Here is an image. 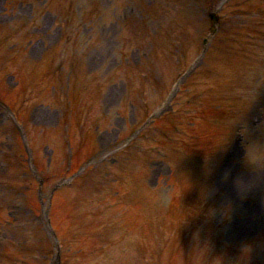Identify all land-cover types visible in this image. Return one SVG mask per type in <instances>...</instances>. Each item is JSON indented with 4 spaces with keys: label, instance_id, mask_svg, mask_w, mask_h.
I'll use <instances>...</instances> for the list:
<instances>
[{
    "label": "rangeland",
    "instance_id": "1",
    "mask_svg": "<svg viewBox=\"0 0 264 264\" xmlns=\"http://www.w3.org/2000/svg\"><path fill=\"white\" fill-rule=\"evenodd\" d=\"M2 1L3 0H0V4ZM59 1L64 3L66 8L62 20L61 17L58 16V20H61V22H54V16L48 13V8L52 5L54 0H14L12 6L9 4L6 5L11 14L9 16L8 13L3 15L1 12L0 14V25H3L7 21L8 25L14 26L8 27L10 30L7 33L0 31V72L3 73L4 66H6V63H9V56L6 52L16 48L15 51L20 55V59L15 60L12 65H17V67L13 68L17 69L18 78L23 81L22 84L26 89V95L28 96V102L30 104L29 112L34 110L29 114L31 115L29 116L31 124L33 120L35 124L33 126L41 125L45 128H59V131L62 130L63 138L61 134H57L54 143L49 140L45 141V143H50L51 146H47V149L44 150L47 160L52 153L55 157L59 155L57 161L59 163L58 167H63L64 169L65 166L64 154L60 152L62 149L64 150V144L68 143V129L71 126L67 121L65 122V120L67 117H75L74 113L69 110L67 106L69 100L68 93H70L72 103L78 105L74 110L79 112L80 123L83 122L89 114L87 113L88 110H83L84 107H88V105H83L86 100L91 104L96 100L99 103L97 107L100 111H103L105 108L104 106L108 105V107L104 109L105 114L103 115V119L101 117L100 122H98L95 127V140L97 142V148L102 150L101 156L109 154L110 152L108 151L110 147L114 146L118 139L122 140L125 136L128 138V141H131L135 145L136 143L139 145L137 146L138 150L143 149V140L140 139L143 130L135 126L140 125L144 121L145 115L150 110L156 105L163 104V101L164 105L162 108L158 109V115L178 110L179 106L185 109L193 107L195 106L196 99L198 100L201 95L205 94L203 90L213 85L215 87L218 82L236 81L240 79L244 86H249L246 91L250 92V94L245 96V99L257 105L260 103L264 105V96L263 93H260L264 88V44L258 45V47L252 51L249 58H244L243 56L234 54L230 42H227L224 47H219L213 52L206 66L207 72L205 74L201 76L192 75L183 79L182 84L188 88L187 91L183 92L180 96V91L178 89L174 96L169 97V100L168 97H165L166 89L171 85V79L185 67V54L190 57L195 53L198 45V36L200 35L199 44H201L202 37L207 34L210 28L207 16L209 10L207 6L199 8L192 7L185 17L171 19L163 16L161 9L155 6H152V11L149 14L148 9L143 12L145 5H147V3H144L138 7L136 12L137 17L135 18V14L130 18L127 27L123 28L121 25H116L121 21L122 13L126 12L124 9H126L128 4L129 6L134 4L135 0ZM70 1L74 4L72 15H70V10L68 9ZM225 4L226 3L222 0L215 4L214 8L221 9ZM93 12H98V14L94 15ZM146 14L148 15L145 17L144 23L148 24L149 27L146 28L143 25L145 30L136 32L138 27L142 25L137 20L140 18L143 20V15ZM236 16V14L228 12L224 22H230L234 20L232 18ZM99 18H101V21ZM134 18L135 20H133ZM196 20L198 23L195 22ZM100 22L101 25H107L99 27ZM109 22H112L114 25H111L112 23ZM203 24H205V26H202ZM107 27L111 28L105 29ZM116 35H119L120 40L124 41L131 50V58H127L129 59L128 65L125 58L116 59L111 54V46L114 43ZM144 36H147L149 42L144 39ZM151 36H154L153 44L151 42ZM7 38L8 45H6ZM229 39L230 41L233 40V38ZM73 41L76 42L74 47L76 49H82L83 52V56L79 55L77 57L78 60L75 61L77 64L81 65L82 63L88 71L92 70V73L101 72L103 74H108V76L115 72L117 73L118 68H120V71L125 74L127 73L128 77L126 79L129 87L130 85H135L134 90L125 93V88L121 82L118 84L120 78H118L117 75L111 78L109 81L110 84H104L101 89V92L104 90L109 92L114 89L118 95L115 100H106V91L98 97L95 94L92 95L94 93L93 85L95 80H93L91 76H87L84 82L79 81V78H69V85H67L66 80L56 77L57 83L60 85L56 83L54 95L51 94V90L46 95L43 94V92H35L36 88H32V75L40 70V66H42V68H47L49 66V56L54 54L59 55L60 53L63 54L64 44L69 45ZM123 47V45L120 46V48ZM114 48H117L115 43ZM240 49L241 51H245V48ZM162 64L164 65V70L160 71ZM9 79L12 80L14 85L16 84L17 80L14 77L10 76ZM74 85L77 86V90L72 91L71 88ZM87 87L88 90L86 89ZM72 94H76L75 98L72 97ZM89 96H93V99L88 98ZM131 99H134V105L129 104L127 107L124 106V102ZM122 102L123 104L121 105ZM49 103L51 104L50 106L47 105ZM71 107L73 108V105H71ZM252 107L253 106L250 105L245 106L247 112L238 119L235 126L248 125L251 122L250 113ZM98 108L96 111H99ZM179 110H181L182 113H186V110ZM38 113L43 114V119L38 117ZM5 117L6 115L3 110H0V126L3 128H5V125H11L9 123L10 121ZM135 118L137 119L135 120ZM72 123L76 126L77 122L73 120ZM95 123L96 121H84V125H93ZM154 132L155 131H151L147 136L152 137ZM38 134H41V132L37 133V135ZM2 137L7 145L8 155L15 154L13 147L14 143L12 142L11 136L9 135L6 137V133H4ZM70 137L76 143L81 140V134H77L76 132L70 135ZM33 142H36V145L41 144L40 135L36 136ZM148 144L144 145V151L151 152L148 150ZM52 146H54L55 149H52ZM55 151L58 153H55ZM240 153H243V156L246 152L240 150ZM247 153L262 154V145L260 148L258 141H256L249 147ZM4 155L7 154L1 153L0 159H3ZM38 155H42V153L39 152ZM111 156L112 154L107 156L109 159L108 165L113 166L116 159L114 156ZM145 157L147 160L149 159L152 161L150 156L145 155ZM233 162L236 164L239 163L237 160ZM158 163L159 164L154 163L146 167L148 175L144 176L145 181L143 184L146 185L147 190H143L139 193L138 197L140 198H138L136 203L130 202L132 205L131 209H139L142 216H147V214H149L148 211H146L145 202L143 201L145 197L151 195L146 205L149 207H151V205L154 206L150 209V213L154 214L157 206L169 205V200L174 192V186L179 185L176 183L172 185L173 182L171 185L169 184L170 182L166 177L170 173V167L161 162ZM130 165L129 159H126V161L122 163V168L124 170H126L125 168L129 169ZM263 166L264 153L260 158V169ZM133 169L135 168L131 167V170ZM6 170H10V168ZM6 170L0 171V173H9V171ZM212 170L215 171V174L212 173V175L209 173L207 181L210 183L209 180H213L212 186L209 185L208 189L209 196L214 199L217 205L214 219L218 221L215 226L219 225V230H215L214 234H212L213 230L208 233V231L204 229L205 221L198 222L196 225L192 226V228L189 227L187 229V234L191 235V241L187 245L180 247L178 246L179 239L176 241L172 238L174 233H170L167 224H164L162 227L157 223L151 224L150 228L154 227L153 230L156 231L155 241H157V245L166 247V250L158 253V258L155 260L151 256V258H144V264H186L187 260L190 261V259H193L192 261L197 264H264V200H262V196L264 197V172L259 176V179L241 178L240 182H236L237 178H234L233 181L230 180L232 177L229 179L231 166H227L225 170H221L216 164ZM94 174L95 172L93 175ZM159 175L161 179L158 182L157 178ZM106 176L102 177L98 175L96 178H89L87 182L93 183V185H91L92 189H95L99 185L109 189L111 183L104 180ZM116 177L118 178V176ZM119 181L122 182L120 184L122 187L121 191L126 192V181H123L121 178H119ZM229 185H231V188ZM61 198H64V196ZM157 198L160 200V205L158 204ZM70 205L72 204L67 201V206ZM26 209L28 208L25 207V203L21 202L19 206L9 205L2 211L4 214L0 219V243L2 245H14L11 240L22 243L19 246L26 244L25 242L29 238L24 236L21 231L17 230L22 229V226H26L21 218V216L27 212ZM66 213H68V215H63V217L70 219L69 215L73 216L74 213L76 214V211L71 210V212ZM31 215L35 219L32 223L36 225L39 231H42L43 228H39L38 226L39 224L45 223L39 219L41 218V214L39 213L36 215L31 213ZM159 215H162V213ZM57 216L55 218L61 221L62 215L60 216L58 214ZM141 219L147 224L145 219ZM80 220L81 222H89V216L85 211L83 212V219ZM241 223L242 228L238 226ZM81 231L82 228H78L75 231V240L69 238L72 232L64 234L62 229H60V234L58 231L59 238L61 237L62 241L66 243V250H68L70 245H72L73 248L78 246L76 243L79 242L82 237ZM85 231L86 229L82 231L83 234ZM146 231H148V227H146ZM113 236H116L114 232ZM83 237L84 239H89V241L82 242V247L76 248L84 249L82 255L90 251L85 257H82L84 259L88 256V258L83 261L76 259V257L72 255L68 258V264H90L93 262L98 264L97 261L99 260L101 264H105L103 258L99 256V253L95 254L92 251L94 248H92L93 244L90 238L87 236ZM198 237L204 238L200 240ZM192 238H197V240ZM31 239L37 243L41 240L38 234H35ZM43 241L44 240H42V242ZM191 243H193L195 251L191 250ZM26 246L30 248L31 244H27ZM136 248L139 249L140 245L137 244ZM25 255L26 254L22 257L15 253L12 259L9 260H6L8 258L7 256L1 255L0 264H27L28 260L31 263L47 264L42 261L41 258L39 259L40 255L35 257L34 255H28V257H30L28 260L24 258ZM127 262L128 264H133V262L140 263V261L135 258H130ZM106 264H121V261L118 260L114 263L107 261Z\"/></svg>",
    "mask_w": 264,
    "mask_h": 264
},
{
    "label": "bare ground",
    "instance_id": "2",
    "mask_svg": "<svg viewBox=\"0 0 264 264\" xmlns=\"http://www.w3.org/2000/svg\"><path fill=\"white\" fill-rule=\"evenodd\" d=\"M263 200H264V198H263Z\"/></svg>",
    "mask_w": 264,
    "mask_h": 264
}]
</instances>
